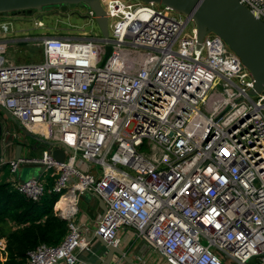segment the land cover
I'll return each instance as SVG.
<instances>
[{"label": "built area", "instance_id": "obj_1", "mask_svg": "<svg viewBox=\"0 0 264 264\" xmlns=\"http://www.w3.org/2000/svg\"><path fill=\"white\" fill-rule=\"evenodd\" d=\"M240 2L264 22V0ZM102 6L108 37H43L39 64L6 59L13 27L0 20V105L59 144L0 158V184L33 202L58 195L69 228L26 264H80L97 236L119 249L131 236L165 264H264V92L251 95L252 74L220 36L198 47L193 16L139 0ZM23 165L52 173L14 180ZM86 193L106 205L94 228L76 219Z\"/></svg>", "mask_w": 264, "mask_h": 264}, {"label": "water", "instance_id": "obj_2", "mask_svg": "<svg viewBox=\"0 0 264 264\" xmlns=\"http://www.w3.org/2000/svg\"><path fill=\"white\" fill-rule=\"evenodd\" d=\"M144 3H156L172 8L175 12L193 16L198 28L199 46L205 36L215 33L240 57L242 63L252 74L256 84L251 92L255 96L264 92V22L252 14L241 4L240 0H139ZM63 6H80L91 9L96 14V23L103 37H108V19L102 6V0H0V18L8 15H32L50 11ZM111 48L107 50V56ZM0 114L6 122L14 124L23 137L38 143L41 147H57L59 144L47 141L27 130L20 122L0 105ZM2 145V144H1ZM3 147V145H2ZM22 145L17 148V159L21 158ZM66 150V149H65ZM54 157L61 162L65 160V151L56 149ZM41 167V165H38ZM100 203L103 213L106 212L105 203L95 196ZM105 249L103 261L98 264H114L115 257L130 260L116 247L108 245L97 236ZM148 250L150 248L142 244ZM142 258L143 254L138 253ZM86 264H97L86 262Z\"/></svg>", "mask_w": 264, "mask_h": 264}, {"label": "rangeland", "instance_id": "obj_3", "mask_svg": "<svg viewBox=\"0 0 264 264\" xmlns=\"http://www.w3.org/2000/svg\"><path fill=\"white\" fill-rule=\"evenodd\" d=\"M0 20L12 23L13 33L8 34L6 37L10 40V43L4 55L6 59L17 65L39 64L44 61L43 47L40 45L43 37L79 38L81 36L99 37L101 35L97 23L91 22L87 18V9L80 6H63L32 15H8L0 18ZM191 26L189 25V27ZM2 117L0 114V120ZM21 136V131L12 123L4 122V125L0 127V145L4 144V140H11L15 144L16 142H20L36 147L34 141ZM20 170L16 175L18 177L20 172H22L21 182L38 179L42 174L39 166L23 165ZM34 172L36 173L34 174ZM51 173L44 169L43 179L47 180ZM4 175L5 177L10 175L8 169H6ZM88 201L89 196L84 195L82 203L79 206L80 211H83L87 207Z\"/></svg>", "mask_w": 264, "mask_h": 264}, {"label": "trees", "instance_id": "obj_4", "mask_svg": "<svg viewBox=\"0 0 264 264\" xmlns=\"http://www.w3.org/2000/svg\"><path fill=\"white\" fill-rule=\"evenodd\" d=\"M58 202L55 194L33 202L9 184H0V264H26L29 252L39 245L63 241L69 228L58 216Z\"/></svg>", "mask_w": 264, "mask_h": 264}, {"label": "crops", "instance_id": "obj_5", "mask_svg": "<svg viewBox=\"0 0 264 264\" xmlns=\"http://www.w3.org/2000/svg\"><path fill=\"white\" fill-rule=\"evenodd\" d=\"M4 122L8 123L2 117L0 120V126L4 125ZM3 142H4L3 147L2 145H0V158H4L6 160L17 159V148L19 145H22L23 147L21 151V157L26 159L40 158L42 156L43 150L45 149L41 147L38 143H36V147H32L30 144L27 145L25 143H20V142H16L15 144L11 140L10 141L4 140ZM32 167H38V166H32ZM42 168L43 167L41 166L40 169L42 170L41 172L43 174L44 169ZM21 173L22 172H20V175L18 177L17 175H15L13 179L21 182L22 180ZM35 173L36 172H34V174ZM53 183H54L53 179L49 178V185H53ZM84 195L89 196V201L87 203V207L83 211L79 210V214L77 215L76 219L77 221H81L82 223H85L89 228L90 227L94 228L96 222L100 220L103 214V210L101 208L100 203L97 202L93 194L86 193ZM81 203L82 200L80 201V204ZM122 242L123 244L120 247V250L125 254L126 257H129L130 260H125L124 258L121 259L116 256L114 264H165V262L162 260V258H160L158 254H155L152 251L144 248L142 246V243L136 241L135 238H131V236L130 237L123 236ZM94 251L95 254H83L81 256L82 262L80 264H86V262L89 261L97 264L101 263L103 261V257L105 254V249L103 248L101 243L96 244ZM140 252L143 254V258L138 254Z\"/></svg>", "mask_w": 264, "mask_h": 264}, {"label": "flooded vegetation", "instance_id": "obj_6", "mask_svg": "<svg viewBox=\"0 0 264 264\" xmlns=\"http://www.w3.org/2000/svg\"><path fill=\"white\" fill-rule=\"evenodd\" d=\"M27 15V14H26Z\"/></svg>", "mask_w": 264, "mask_h": 264}]
</instances>
